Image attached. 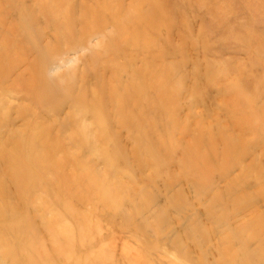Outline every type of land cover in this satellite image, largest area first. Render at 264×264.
<instances>
[{"label": "rangeland", "instance_id": "374dc122", "mask_svg": "<svg viewBox=\"0 0 264 264\" xmlns=\"http://www.w3.org/2000/svg\"><path fill=\"white\" fill-rule=\"evenodd\" d=\"M0 264H264V0H0Z\"/></svg>", "mask_w": 264, "mask_h": 264}]
</instances>
